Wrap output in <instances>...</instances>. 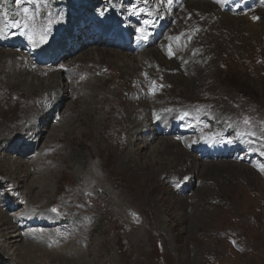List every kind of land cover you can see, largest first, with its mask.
<instances>
[{"label":"rangeland","instance_id":"rangeland-1","mask_svg":"<svg viewBox=\"0 0 264 264\" xmlns=\"http://www.w3.org/2000/svg\"><path fill=\"white\" fill-rule=\"evenodd\" d=\"M144 1L0 0V56L8 51L22 54L16 59L0 58V108L5 107L3 90L16 83L13 65L23 56L31 62L35 60L37 66L36 59L48 62L59 56L55 69L69 65L80 70L81 60L94 55L89 53H95L94 49H114L129 55L119 63L104 62L109 67H121V62L130 66L136 63L131 56L139 53L135 48L140 40L146 43L141 51L158 48L168 28L177 22L183 0H172L170 4L168 0H160L161 10L153 14L151 6H146ZM212 2L220 5L221 10L239 13L247 20L248 13L264 0ZM170 12L175 17L166 18L165 13ZM187 16L188 20L191 15ZM186 19L182 15L181 20ZM184 25L183 31L192 29L185 44L179 47L189 58L181 64L183 72L186 71L184 78H178L176 70L154 73L152 77L140 70L135 73L142 77L140 85L135 82L126 85L118 74L109 75L112 85L105 92L107 101L113 107L120 102L122 108L137 110V114L130 116L133 120L141 116L146 120L127 136L131 144L119 157L109 150L114 142H123L127 137L116 132L105 141L95 136L94 127L70 123L66 117L59 124L58 114L68 107L66 104L45 127L48 132L57 125L60 136L44 150L41 147L47 132L37 143L29 145L26 131L24 134L0 131V168L4 163L12 170L17 165L20 169L30 168L28 175L17 178L9 172L0 173V200L5 201L4 207L0 203L1 211L11 218L16 214L21 217L24 213H18L20 207L27 206L24 198H29L31 177L51 165L52 184L57 186H52L51 193H55H46L41 199L38 197L39 201L34 195L33 200L38 203L28 207L35 210L36 223L41 228L49 229L52 226L48 225L53 224L52 234L61 236L60 245L68 241L67 234L84 238V243L81 242L87 245L84 264H264V171L261 170L264 154L254 158L243 140L251 139L264 149V38L251 56L236 57V52L230 55L195 48L190 42L199 34L198 29L190 21ZM144 32L147 33L143 35ZM148 32L153 39L149 43L145 40ZM215 38L211 36V44ZM38 49L47 51L41 55L37 54ZM193 54H197L200 62ZM164 55L169 61L174 52L167 50ZM121 68L126 70L125 65ZM62 83H57L59 95L65 86ZM40 97L35 105L47 98ZM107 101L98 113L107 111ZM112 114L119 119L122 116ZM32 119L25 117L21 125L27 128ZM71 129L74 132L66 131ZM88 130L91 134H87ZM145 135L154 137L149 138L146 149H141L138 139ZM183 139L189 143L181 153L177 145ZM160 143L159 152H150L152 146ZM186 153L199 159L198 169L190 168L192 159ZM125 155L130 166L123 163L124 171H117L118 161ZM217 160L246 164L247 170L216 166L214 171H203L206 163ZM99 161H103L101 166ZM145 163L150 164L145 166ZM54 208L57 211H52ZM51 216L57 217L56 221H49ZM26 218L23 217V226ZM2 238L0 264H6L5 252L10 244L2 245ZM37 245L39 249L48 247ZM14 247H10V252ZM61 263L67 262L51 264Z\"/></svg>","mask_w":264,"mask_h":264},{"label":"bare ground","instance_id":"bare-ground-1","mask_svg":"<svg viewBox=\"0 0 264 264\" xmlns=\"http://www.w3.org/2000/svg\"><path fill=\"white\" fill-rule=\"evenodd\" d=\"M159 1L160 0H145L144 4L146 6L149 5L151 6L150 9L153 10L152 12L153 14L155 12L157 13V11H159L158 9H160L161 7L159 6L160 3ZM212 1L183 0L182 1L183 6L177 15L178 17L177 22L175 24H172L170 29L168 28V31L165 36L166 38L163 39L162 44L161 45L159 44V47L154 50L152 49V50L141 51L139 49H142L143 46L146 45V43H143L142 40H140L137 43V48H135L138 49L139 53L131 56L133 59L136 60V63L130 66L128 64H125L124 62H121V67H123L124 65L126 66L125 71L121 67H118V65L117 67L116 66L109 67V65L104 64V62L106 61L111 63L117 61L116 63H119L120 61H122L123 59L122 57L129 56V55H122L119 51H114V49L113 50L94 49L96 51L95 53L89 52L94 55H91L87 58H83V60H81L83 63L80 62L79 65L80 70L79 69L77 70L76 69L77 67L76 68H73V66L69 67V65L65 67L66 69L65 68L55 69L54 64L55 62H57L58 60L57 57L59 56L57 57L55 56L54 59H51L52 61L49 60L48 62L43 61V59H41L43 62L39 61V59L38 60L36 59V61H38L37 62L38 66L34 64L35 60L33 62L32 59L31 62L29 59L25 58L26 56L25 57L23 56L22 59L20 60L17 59V62L14 63L13 65L14 68L12 67L14 70L16 83L7 85V88L3 90L5 96V107L0 108L1 109L0 122L2 120L4 121L1 124L4 128L0 127V131L4 130L5 133L6 131L10 132V130H12L13 133H19V132L23 133V131H26L25 135H27V139H28V141L26 142L30 145L31 143L36 142L41 138H43L44 136H46L44 133L47 132V129L45 128L47 123L50 122L52 119H54L56 111L59 110V108H61L63 104H66V106L68 105L67 107L68 109L65 108L63 113L58 114L60 115L58 119L59 124H62L61 123L62 120L66 117L65 119L68 118L70 120V123L73 122V124L78 123L85 125L86 127H91V128L94 127L95 136L99 139L103 138L105 139V141L108 139L109 136H113V134H115L116 132H119L121 136L129 137L131 134H133V132L139 129L140 126L142 127L143 124H145L146 120L143 119L141 116V118H139L138 120L135 119L136 120L135 121L130 116H132L135 113L137 114L136 112L137 110L134 109L131 110L130 109L131 107L130 108L128 107V109H130L128 110L126 106L122 108L123 104L120 102L115 107H113L111 105V102L109 103L107 101L106 98L107 94H105V92L107 86L112 85L111 84L112 81L109 75L118 74V78L120 79V81H122V83L126 85H129L132 82L133 83L135 82V84L141 82L140 80L142 79V77L139 78L138 75L135 76V73L140 72V70H144L145 73L148 72L147 74L150 77H152L154 73L162 74L166 70L167 71L176 70L178 72L177 73L178 75L176 76L178 78H184V74L186 71L183 72V70L181 69V64L188 57L185 55V53L180 52L179 47L185 44L186 42L185 39L189 36V33L192 31V29L189 30L186 29V31H183L182 29L185 26L184 23L190 21L193 24V27L198 29L199 34L195 35L193 41L190 42L192 43V46H195V48L198 47L203 49L205 48L207 49V51L210 50L211 52L213 51L225 52L230 55H232L233 52H236L237 54L236 57H239L241 55H245V57L251 56L254 52L253 49L256 48L257 45L259 48V45L262 43L264 38V3L256 4L257 7H255V11L253 12L250 11L248 13L247 16L248 21H247L245 17L240 15L239 13H230L221 10L220 5ZM165 15L166 18L169 19L175 17L174 16L175 14L173 12L172 15L171 12L165 13ZM182 15L183 16L185 15V19L188 17L187 15L189 16L191 15V17L188 20L186 19L187 21L186 20L182 21L184 19L183 17V19L181 20ZM254 15H257L256 16L257 18L254 19L253 17ZM184 32H186L187 35ZM146 33L147 32H144L143 35H145ZM149 35H151V33L149 34L148 32V35L145 36V40L147 39L148 43L153 40ZM211 36L216 37L215 40L212 39L213 40L212 44L210 43ZM212 46H215L216 49L213 50ZM88 50L85 51L87 54H88ZM92 50L93 49H90V51ZM167 50H171L172 52H174V55L171 57V60L169 61L164 55V51ZM37 51H38L37 54L42 55L43 53L42 51L46 52L47 49H38ZM8 52L9 53L2 52V56H0V58L16 59L17 56L19 57L20 55H22L16 51H12V52L8 51ZM44 56L45 58L46 57L49 58V55L47 56L46 53H44ZM192 57H194L195 59L198 58V61L200 62L197 54L196 55L193 54ZM48 63H50L49 66H47ZM146 67H149V69L147 70ZM10 75H8V77H10ZM14 75L12 76L14 77ZM59 81H64L65 83V86L60 95L57 92V83ZM64 83H62V85H64ZM109 94L112 96V93ZM117 94L118 93H114L113 95L117 96ZM42 96H47V98L43 99L41 102L35 105L37 99L39 97L42 98ZM58 96H61V98H57ZM105 99L109 104L108 109L103 113H98V111L101 110V108L103 107L102 105L105 102ZM112 112L114 114L115 113L122 114L121 118L120 119L115 118ZM27 116L33 117L32 119L33 123L30 124V126H28L27 128H25L21 125V121L25 119V117ZM41 123L42 125H40ZM133 123L135 125H133ZM66 131L74 132L72 129ZM58 132H59V128H57V125L53 126L52 130L47 132V138L46 140H44L46 142L41 147L43 148L42 150H44L45 147H49V145L57 141V139L60 136ZM36 134H38V136H36ZM87 134H91V132L88 130ZM152 135H154V133H152ZM238 135H242V134L240 133ZM152 137L154 136H147V135L141 136L138 139L139 147L141 149H146L148 146L147 142L149 138ZM241 138L243 139V137ZM126 139L123 142L122 141L114 142L109 150V153L112 154L113 156L119 157L120 153L123 152V149H125L127 146L131 144L129 138L127 141ZM243 140L251 148V152L254 154V158L257 154H264L263 147L258 145L256 142L246 137ZM187 143H189V140L183 139L177 145V147L179 146L180 148L179 151L181 153L185 151V146ZM161 144L162 143L152 146L150 148V152L153 153L157 151L159 152V150L162 147ZM180 156H182V154H180ZM187 156H189L192 159V164L190 168L192 170L198 169V166H200L199 159L196 157L193 158V154H187ZM125 157L126 155L120 157L118 161L119 165L117 166V171L123 172L124 169L122 166L125 165L127 167L130 166L129 159ZM102 162L99 161V166H101ZM123 163L125 165H123ZM177 163H179V160ZM147 164L150 163H145V166H147ZM206 165L207 166L205 168H203L204 166L202 167L204 169L203 171L205 172L212 169L214 171L216 166H221V167L224 166L230 169L234 168L235 170L238 171L247 170L246 168L247 165L241 164L239 162H233L227 164L226 162L218 161L216 163L209 162L206 163ZM2 166L3 167L0 168V173L1 172H6V173L9 172V174L12 173L14 178H17L22 174H24L25 176L28 173V170L30 169V168L29 169L27 168L28 170L26 168L20 169V166L17 165V167L15 166L14 169L12 170V168L11 167L9 168V165L5 163L2 164ZM52 177L53 174H52L51 165L46 166L43 170H40L38 176L31 177V180L29 182L30 189H28L29 198L28 199L24 198L26 200L25 203L27 206L24 208L20 207L18 213V214H20L21 212L24 213L23 215H21V217H19V215L16 214L13 216V218H11L8 216V214L1 211L2 209L0 210V225L3 226L0 231V237L4 238V239L2 238L3 239L2 245L6 244L7 247L10 244V246L7 248L8 250H6L5 252L8 258V263L6 264H31V262L33 264L37 258H40L39 259L40 261H37L36 264H51L52 262L57 263L60 261L67 262L64 264H84L85 262L84 255L86 254V250H87L86 248L87 245L81 244L84 238L82 236L78 237L77 236L78 234L77 235L67 234L66 236L65 235L64 236L68 238V241L60 245L59 239L61 238V236L60 235L56 236L55 234H52V232L55 229L52 228L53 224L48 225V226H52L49 229L43 227L41 228L40 224L36 223L37 214L35 210H30L31 208L28 207V205L31 207L37 205L38 203L37 201H39V198L41 199V197H43V195H45L46 193L49 194L55 193V191L51 193L54 190L52 186H55V188H57L56 183L52 184V180H51ZM6 186L9 187L8 184ZM36 186H38L37 191L34 190V187ZM34 195L37 201L33 200ZM4 202H5L4 200L2 201L0 200V203L2 204L3 207H4ZM5 204L7 207V203ZM13 206L16 207V205ZM13 206H8V208ZM41 208H44V206H42ZM42 216L50 217V215L48 214H43ZM23 217H27L26 218L27 223L24 226L22 225L24 223ZM56 219L57 217L52 219V216L51 218H48L49 221L50 220L56 221ZM27 239L30 240L28 241ZM37 244H44V245L47 244L48 247L45 249H39ZM58 245L62 247L60 249H56ZM11 246H15L12 252H10Z\"/></svg>","mask_w":264,"mask_h":264},{"label":"snow or ice","instance_id":"snow-or-ice-1","mask_svg":"<svg viewBox=\"0 0 264 264\" xmlns=\"http://www.w3.org/2000/svg\"><path fill=\"white\" fill-rule=\"evenodd\" d=\"M168 2H169V3H171V2H172V0H168ZM25 12H27V9H25ZM254 19H255V17H254ZM30 38H31V37H30ZM40 42H41V43H43V42H44V40H43V39H41V41H40ZM154 83H155V82H154ZM245 123H248V121L246 120V121H245ZM261 170H262V171H264V168H262ZM52 211H57V210L54 208V209H52Z\"/></svg>","mask_w":264,"mask_h":264}]
</instances>
